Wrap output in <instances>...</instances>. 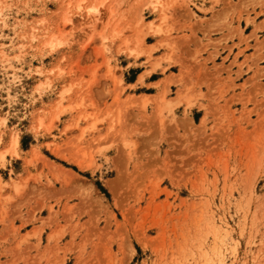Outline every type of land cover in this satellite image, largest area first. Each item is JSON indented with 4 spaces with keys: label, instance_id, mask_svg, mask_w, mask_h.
Wrapping results in <instances>:
<instances>
[{
    "label": "rangeland",
    "instance_id": "obj_1",
    "mask_svg": "<svg viewBox=\"0 0 264 264\" xmlns=\"http://www.w3.org/2000/svg\"><path fill=\"white\" fill-rule=\"evenodd\" d=\"M0 264H264V0H0Z\"/></svg>",
    "mask_w": 264,
    "mask_h": 264
},
{
    "label": "crops",
    "instance_id": "obj_2",
    "mask_svg": "<svg viewBox=\"0 0 264 264\" xmlns=\"http://www.w3.org/2000/svg\"><path fill=\"white\" fill-rule=\"evenodd\" d=\"M235 53V50H234V48L232 49V52H231V54L233 55ZM158 93V92H157ZM154 94H155V92H154ZM159 94V93H158Z\"/></svg>",
    "mask_w": 264,
    "mask_h": 264
},
{
    "label": "bare ground",
    "instance_id": "obj_3",
    "mask_svg": "<svg viewBox=\"0 0 264 264\" xmlns=\"http://www.w3.org/2000/svg\"><path fill=\"white\" fill-rule=\"evenodd\" d=\"M165 97H163V99H164Z\"/></svg>",
    "mask_w": 264,
    "mask_h": 264
}]
</instances>
